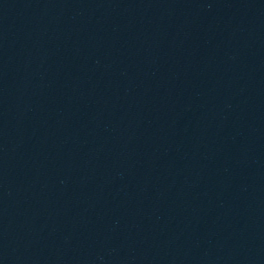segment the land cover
I'll return each instance as SVG.
<instances>
[{
    "label": "water",
    "instance_id": "1",
    "mask_svg": "<svg viewBox=\"0 0 264 264\" xmlns=\"http://www.w3.org/2000/svg\"><path fill=\"white\" fill-rule=\"evenodd\" d=\"M0 264H264V0H0Z\"/></svg>",
    "mask_w": 264,
    "mask_h": 264
}]
</instances>
